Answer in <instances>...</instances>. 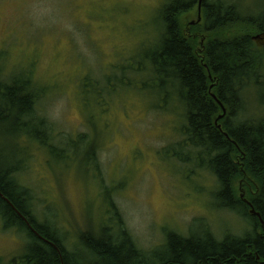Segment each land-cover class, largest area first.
Masks as SVG:
<instances>
[{"label": "rangeland", "instance_id": "1", "mask_svg": "<svg viewBox=\"0 0 264 264\" xmlns=\"http://www.w3.org/2000/svg\"><path fill=\"white\" fill-rule=\"evenodd\" d=\"M171 1L0 0L4 73H28L47 89L38 113L53 127L56 144L67 148L70 140L87 135L97 147L92 164L85 148H68V159L62 160L21 143L28 152L18 178L31 190L34 214L57 227L75 255L86 251L83 234L101 237L102 227L110 226V205L138 248L150 255L171 232L190 237L208 231L223 239L243 235L247 227L241 215L217 207V185L210 171L167 151L183 140V122L173 96L162 109L156 108L161 97L147 72L146 56L156 49L161 11ZM230 1L244 15L264 19V0ZM200 18L198 22L199 0L181 17L182 29L193 37L198 51L212 38L241 29L212 35L203 32V8ZM251 34L263 48L264 34ZM123 67L134 70L124 69L128 72L123 76ZM123 77L129 86L120 85ZM88 82L99 85L98 92L86 87ZM18 151L2 140L0 158L5 164L16 162ZM175 152L191 157L185 150ZM237 187L239 195L246 193V181L239 180ZM27 246L24 234L6 229L0 218V263L12 264Z\"/></svg>", "mask_w": 264, "mask_h": 264}, {"label": "trees", "instance_id": "2", "mask_svg": "<svg viewBox=\"0 0 264 264\" xmlns=\"http://www.w3.org/2000/svg\"><path fill=\"white\" fill-rule=\"evenodd\" d=\"M196 2L173 0L163 7L156 49L146 56L147 72L161 97L156 108L162 109L173 96L183 122V140L167 151L212 173L217 207L245 218L244 234L217 239L208 231L190 237L171 232L150 255L138 248L110 205L113 218L109 227H102V236L85 233L86 251L79 256L68 251L58 228L34 214L31 190L18 178L28 152L21 143L39 146L62 160L68 159V148H85L92 164L97 147L90 145L87 135L70 140L67 148L56 144L53 127L38 113L47 89L28 73L6 76L0 66V133L4 135L0 144L8 140L19 150L10 165L0 158V218L6 229L18 230L28 239L26 252L12 264H264V47L258 48L251 34H264V19L244 15L230 0H203V32L216 35L241 29L230 30L223 35L226 38H212L198 51L181 24V17ZM120 69L126 76L134 67ZM125 80L121 78L120 85L129 86ZM87 85L98 92L99 85ZM111 89L115 91V86ZM177 149L191 157L183 158ZM239 180L247 184L242 195ZM252 209L260 217L252 215Z\"/></svg>", "mask_w": 264, "mask_h": 264}, {"label": "water", "instance_id": "3", "mask_svg": "<svg viewBox=\"0 0 264 264\" xmlns=\"http://www.w3.org/2000/svg\"><path fill=\"white\" fill-rule=\"evenodd\" d=\"M202 3H203V0H199V19H198V22L201 21L200 12H201V8H202ZM214 98H216V97L214 96ZM225 113H226V110L224 109V114ZM251 214L255 215L257 217H260V215L258 213H256V211L254 209L251 210Z\"/></svg>", "mask_w": 264, "mask_h": 264}]
</instances>
